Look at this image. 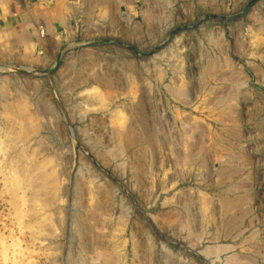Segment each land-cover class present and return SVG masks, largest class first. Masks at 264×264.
<instances>
[{
  "label": "rangeland",
  "instance_id": "1",
  "mask_svg": "<svg viewBox=\"0 0 264 264\" xmlns=\"http://www.w3.org/2000/svg\"><path fill=\"white\" fill-rule=\"evenodd\" d=\"M0 264H264V0H0Z\"/></svg>",
  "mask_w": 264,
  "mask_h": 264
}]
</instances>
